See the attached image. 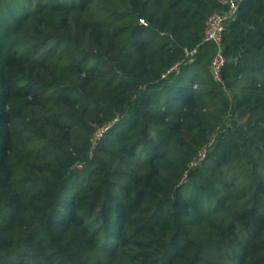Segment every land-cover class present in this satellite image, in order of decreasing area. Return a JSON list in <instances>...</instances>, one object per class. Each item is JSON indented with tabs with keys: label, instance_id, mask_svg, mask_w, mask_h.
<instances>
[{
	"label": "trees",
	"instance_id": "trees-1",
	"mask_svg": "<svg viewBox=\"0 0 264 264\" xmlns=\"http://www.w3.org/2000/svg\"><path fill=\"white\" fill-rule=\"evenodd\" d=\"M225 10L0 0V264H264V0L218 81Z\"/></svg>",
	"mask_w": 264,
	"mask_h": 264
},
{
	"label": "built area",
	"instance_id": "built-area-1",
	"mask_svg": "<svg viewBox=\"0 0 264 264\" xmlns=\"http://www.w3.org/2000/svg\"><path fill=\"white\" fill-rule=\"evenodd\" d=\"M239 1L240 0H222V3L226 5V10L215 11L206 20L203 41L213 42L219 47L218 52L211 60V70L214 78L218 81H221V70L225 63V56L220 49L225 23L235 15ZM110 127L111 124L106 123L95 128L92 136L93 145L98 143V140ZM204 156L205 148L198 152L197 156L191 160L190 165L198 163Z\"/></svg>",
	"mask_w": 264,
	"mask_h": 264
}]
</instances>
